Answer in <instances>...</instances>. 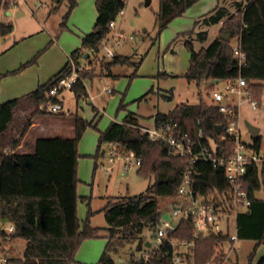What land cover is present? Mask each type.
Here are the masks:
<instances>
[{
	"label": "trees",
	"instance_id": "obj_1",
	"mask_svg": "<svg viewBox=\"0 0 264 264\" xmlns=\"http://www.w3.org/2000/svg\"><path fill=\"white\" fill-rule=\"evenodd\" d=\"M63 1L53 4L50 14L56 13ZM79 1L68 0V9L60 24L62 30L67 29L68 21ZM127 1L97 0L98 17L93 32L83 36L81 48L72 53L69 63L35 91L0 103V219L15 226V233L7 244V254L10 256L8 264H75L82 243L99 237L100 228L90 225L92 211H89V218L81 223L78 217L77 193L79 143L88 128L97 127L96 122H89L74 114L72 117L75 135L72 138H40L31 143L24 142V138L32 124L27 123L24 118L18 122L17 115L20 109L28 111L29 104L34 108L32 118L66 116L41 111L40 106L50 102H62L59 97L51 96L50 90L61 78L70 74L71 60L80 66L78 62L80 57L84 58L89 54L90 59L91 54L99 52L110 34V24L122 17ZM200 1L160 0L157 13L158 36L174 20L183 17ZM233 1L236 13L231 14L226 7H217L196 23V26L202 24L203 27H209L222 22L223 32H230L231 37L228 41L219 37L209 47L202 48L199 52L195 51L192 42L186 41L185 45L190 51V67L183 78L198 86L207 82L211 93L217 87L211 85L212 80L226 82L242 76L249 83L254 98L261 106V97L264 96V0H249L246 5L242 0ZM12 5V0L4 2L2 0L0 10H9ZM13 32L12 23L0 22V40ZM195 32L193 30L185 35ZM195 34L201 41L208 39L207 31ZM237 39L247 58L242 68L234 57L232 42ZM39 56L40 54L31 62L22 65L19 71L0 75V81L35 64ZM96 65L102 67L100 76L118 78L113 73L115 67L139 68L140 62H134L133 57L116 55L113 59H103ZM95 69V66H92L80 73L81 79L72 90L77 102L87 95L84 81L97 77ZM207 72L208 76L203 77ZM120 109L126 110V106L121 104ZM149 119L153 120L155 125L175 124L192 136L202 132L206 142L215 140L229 149L234 146L233 141L221 144L220 139L225 134L227 120L216 105L206 102L203 98L198 104L182 103L167 114L157 113ZM143 120L147 119L128 112L121 123L113 122L104 132H100L97 158L103 144L117 145V156L133 152L136 158L142 160L138 174L155 178V183L149 187L147 195L111 199L103 209L109 237L100 264H116L114 255H118L121 250L134 243H138L137 249L140 252L148 251L146 245L150 242L144 232L150 230L154 233L159 226L163 214L166 213L162 203L167 202L173 208L181 201L178 192L189 168V161L171 155L167 145L150 141L139 128ZM218 127H221V133H218ZM16 128L23 130L21 135L18 134L19 137H16L17 132L14 131ZM253 140L255 148L260 150L261 137H253ZM7 146L11 149L23 146L27 151L8 157L4 152ZM196 172L197 175L194 177L196 195L215 193L217 189L222 191L228 188L223 169L215 168L210 163H198ZM263 176L264 166L261 168L255 165L248 169L244 184L251 205L249 211L240 214L237 219L239 240L256 243L249 257V264H253L257 247L264 244V199L256 197V192L263 187ZM168 237L195 241V250L187 257L189 264H208L217 254L220 242L226 241V238L217 236L195 239L192 221H182L178 229ZM19 241L26 242L21 253H18L16 247ZM171 251L170 245L164 243L159 249L149 252L148 260L143 258L137 260L132 255L131 264H172ZM223 258L224 254L217 260ZM257 264H264V256Z\"/></svg>",
	"mask_w": 264,
	"mask_h": 264
},
{
	"label": "rangeland",
	"instance_id": "obj_2",
	"mask_svg": "<svg viewBox=\"0 0 264 264\" xmlns=\"http://www.w3.org/2000/svg\"><path fill=\"white\" fill-rule=\"evenodd\" d=\"M150 1L151 3L148 6L146 0L127 1L118 28L128 36L134 37V39L124 42L121 46L112 47L117 55H132L134 62H140L139 68L117 66L113 69V73L118 78L103 77L100 76L102 72L100 68L102 67L94 64L92 54L90 59L80 57L78 62L83 67L92 68V66H95L96 68L97 77H94L93 80L84 81L87 88L85 97L91 99L85 101L84 97L83 100L77 102L73 91L64 90L60 95V99L63 101L64 108L69 112L68 115L64 117L48 116L44 118L36 116L40 118H32L34 108L29 104L27 105L28 111L20 109L17 115L18 122L24 118L27 123L32 124L31 121L38 120L36 122L41 124L40 128L33 129L25 136V140L32 143L40 138L73 137L75 135L72 117L74 114L89 122H96L97 127L88 128L79 143L78 217L83 223L89 218V211H92L93 215L89 218L90 225L100 228L103 235L108 233V230H106L108 224L103 212L108 202L111 199L147 195L149 187L155 183V178L139 175L135 160L131 161L128 169L125 167L128 162L124 158L115 157L114 162L111 163L109 161L112 157L110 155V149H112L110 144H103L99 158H97L100 132H104L113 122L121 123L128 112L146 118L147 120L141 122L145 126H153V121L149 118L157 113L167 114L182 103L194 105L200 103L202 98L211 103L207 82H203L201 86H198L183 78L190 67V51L185 42H192L195 51L199 52L202 48L209 47L217 38L223 37L225 33H229V39L231 37L230 32H223L222 24L208 29V39L206 41H201L196 34L185 35L194 30L196 22L200 18L213 10L217 0H202L206 1L207 5L205 7L197 6L198 3H196L197 5L191 7L183 17L174 20L158 36L157 13L160 0ZM96 2L97 0H80L79 5L71 14L67 29L64 30L61 29L60 24L67 12L68 0H64L59 10L50 14L49 18L48 9L49 7L50 9L53 8L51 0H22L18 5L13 4L9 10L1 9L0 22L12 23L15 27V31L9 35L8 41L14 43L17 40L20 42L16 46V51L4 56L2 61L10 59L17 53L27 54L31 48H36L25 62L15 69L19 71L22 65L31 62L40 54L35 64L10 76L20 75L30 69L39 71V66H41V70L38 72L40 78L47 77L51 71L57 68L60 70L64 66L67 57L63 58L59 48L63 50L65 43L70 44L74 51L81 48L82 33L84 31L86 34L91 33L95 25ZM6 11H9L10 15H6ZM230 12L231 14L236 13V9L230 7ZM41 22H46L47 25L44 27ZM48 30L50 31L48 32ZM29 32H31L30 34H37L24 39L25 34ZM52 40L55 42L54 45L51 42ZM235 44L236 40L232 42L233 46ZM4 46L5 39H2L0 40V52L4 50ZM69 56H71L70 53ZM100 56L105 57V53H100ZM106 60L108 59L106 58ZM222 88V84L216 87L217 90ZM108 91H111V93ZM121 104L126 106V110L120 109ZM239 122L242 141L246 144L254 143L247 124L260 129L261 154L264 155V96L261 97V106L258 109H253L249 102L242 103L239 108ZM14 131L17 132L16 137L23 133V130L17 128ZM18 134L20 135L18 136ZM5 150L6 148L4 152ZM12 150L13 155L27 151L25 148ZM263 166L264 163L261 168ZM256 197L264 199V176L263 187L256 192ZM162 208L168 213H173V208L167 202L162 203ZM234 233L235 231L232 230V234ZM144 235L147 236L152 245L151 248H147L148 251L146 252L154 251L156 242L151 237L152 232L145 230ZM88 241H96L91 242L98 243L95 244V248L96 245L103 242L101 251L99 253L95 252L96 249L90 251L89 246H87L89 244H85ZM104 242V239L84 241L79 249L81 253L77 255L76 261L83 260L85 264H100L105 248ZM25 246V241L17 242L18 253H21ZM255 247L256 243L253 241H237L235 250L229 255L230 261L228 264H249V257ZM137 248L138 243H134L125 247L118 255H114L113 258L116 264H131L132 255L138 259L145 253L144 251L140 252ZM229 248L226 247V253H229ZM263 256L264 244L257 247L253 264H257Z\"/></svg>",
	"mask_w": 264,
	"mask_h": 264
},
{
	"label": "built area",
	"instance_id": "obj_3",
	"mask_svg": "<svg viewBox=\"0 0 264 264\" xmlns=\"http://www.w3.org/2000/svg\"><path fill=\"white\" fill-rule=\"evenodd\" d=\"M244 5L249 0H242ZM22 0H12L13 4H19ZM245 7V6H244ZM121 19V17H120ZM118 21L110 24V34L103 42L99 52H94V64L103 59H113L117 54L112 47L121 46L124 42L133 40L134 37L128 36L118 28ZM234 57L238 65L242 68L246 64V54L244 53L239 39L233 46ZM104 52L105 57L100 56ZM88 67L77 66L71 60V72L68 76L61 78L57 84L50 90V95L59 97L64 90H73L74 85L81 79L80 73L89 70ZM222 89H215L210 93V101L216 105L220 113L227 120L225 134L220 142L224 144L233 141L232 149L221 146L215 140L205 141L202 132L192 136L183 131L175 124L164 123L160 125L145 126L142 124L139 128L155 143L167 145L169 152L173 156L181 157L189 161V168L184 176L179 188L181 201L173 207V213L169 214V220H162L152 238L155 240V248L159 249L164 243H168L172 252V264H189L188 255H192L195 250V241H184L178 239H169V234L176 231L182 221H192L194 225V237L207 239L211 236L226 238V241L220 242L215 257L208 264H228L230 253L235 250V244L239 241L237 230V219L242 213L248 212L251 205L248 192L245 188L244 177L250 167L263 165L264 155L261 149L257 150L252 144H246L242 141L241 125L239 122V108L244 102H249L253 109L259 108V101L254 98L253 91L247 80L240 76L237 79L226 82L221 81ZM219 84V85H220ZM111 93V91H108ZM88 98H84L88 100ZM91 99V98H90ZM41 111H47L51 114H66L69 112L64 108L62 102H50L40 106ZM117 145H112L109 161L114 162V158H124L127 160L126 169L130 167L131 161L135 160L138 167L142 160L136 158L133 152H127L124 155L117 156ZM13 150L8 147L5 150L6 156H12ZM198 163H210L215 168L223 169L228 188L218 190L215 193L196 195L194 192L196 165ZM164 215V214H163ZM232 230L235 231L232 234ZM15 233V226L10 222L0 219V264H8L10 256L7 254V244L11 241ZM152 247V245H151ZM226 247L229 253H226ZM224 254L222 260L217 258ZM148 260L149 252H145L137 260Z\"/></svg>",
	"mask_w": 264,
	"mask_h": 264
},
{
	"label": "crops",
	"instance_id": "obj_4",
	"mask_svg": "<svg viewBox=\"0 0 264 264\" xmlns=\"http://www.w3.org/2000/svg\"><path fill=\"white\" fill-rule=\"evenodd\" d=\"M0 3H1V0H0ZM53 3V1H52ZM54 4V3H53ZM197 5V4H196ZM207 4H206V1H200L198 2V5L197 6H200V7H205ZM217 7H226L229 9L230 11V7H234V1L233 0H217L216 4H215V7L213 8L216 9ZM49 14H48V18L50 15V7H49ZM212 10V11H213ZM188 12V11H187ZM186 12V13H187ZM35 14V12H33ZM185 13V14H186ZM231 13V12H230ZM184 14V15H185ZM6 15H10V12L9 11H6ZM97 17H98V13L96 15V20H97ZM96 20H95V23H96ZM201 20V18H200ZM46 21V20H45ZM122 21V17H121V20ZM199 21V20H198ZM11 22V21H10ZM47 22V21H46ZM46 22H41L42 25L45 27L47 25ZM9 22L5 23V24H8ZM120 23V22H119ZM197 23V22H196ZM222 24V22L220 23ZM220 24H217V25H213V26H218ZM14 26V25H13ZM95 26V25H94ZM212 26H209V27H203L202 24L201 25H198V26H195L194 30L196 31L195 33H198L200 31H207L208 32V29L211 28ZM94 29V28H93ZM14 31H15V27H14ZM50 30H48L49 32ZM93 32V30H92ZM192 32V31H191ZM14 33V32H13ZM12 33V34H13ZM31 32L29 33H26L25 36H24V39H27L29 37H32L34 35H36L37 33H34V34H30ZM190 33V32H188ZM195 33L193 35H195ZM86 35V32L84 31L82 33V38L83 36ZM188 35V34H187ZM186 35V36H187ZM185 36V35H184ZM5 46H4V50H2L0 53V75H5V74H8V73H12L13 71H16L15 69H17L22 63L25 62V60L27 59V57L29 55H31L34 50L36 48H31L29 50V52H27V54H20V53H17L16 55H13L10 59H5V61H2V58L8 54H10L11 52L13 51H16V46L19 45V41H15L14 43L12 42H9V36L5 37ZM52 44L54 45V41L52 40L51 41ZM68 42V41H66ZM186 43V42H185ZM58 45L60 46V44L58 43ZM55 47H57V45H55ZM79 49V48H78ZM59 52H62L63 54V58H66L67 57V60L64 62V66H62V68L60 70H58L59 68H57L56 70H53L51 71L47 77L45 78H40L39 77V73L40 70H41V66H39V71L37 69H30V70H27L25 72H23L22 74L20 75H17V76H10V77H5L3 78L1 81H0V103H5L7 101H10V100H13V99H17V98H20V97H23L24 95H27L33 91H35L39 86L41 85H44L45 82L47 83L49 80H51L55 75H57L70 61L71 59V56H69V53L70 55H72V53L74 52L73 48L70 47V44H67L65 43V46H63V50H61V48H59ZM132 55L128 56V57H131ZM85 58V57H84ZM63 65V64H62ZM81 67H83L81 64H80ZM101 70V68H100ZM58 71V72H57ZM37 76H38V79H37ZM50 77V78H49ZM104 77V76H103ZM48 79V80H47ZM62 95V94H61ZM62 101V99H61ZM85 101H88V100H85ZM63 103V101H62ZM41 117H44V118H47L48 116H41ZM56 117V116H54ZM64 117V116H62ZM154 117V116H152ZM40 117H36V119H39ZM43 118V120H45ZM38 120H34L32 125L28 128V131L26 133V135L32 131L33 129L35 128H40L41 124L39 122H36ZM153 121V120H152ZM143 124V123H142ZM52 125V124H51ZM62 137V136H61ZM62 138H72V137H62ZM27 140H25L24 138V142H26ZM28 142V141H27ZM32 143V142H31ZM34 143V142H33ZM23 146H20L19 149H22ZM94 227V226H93ZM108 230V229H106ZM106 232V231H105ZM108 237H109V231L107 234L103 235L101 234V231L99 233V237L96 238V239H104L105 240V248H106V245L108 243ZM94 239V240H96ZM91 242H96V241H88V242H85V244H89L87 246L88 249L90 248V251L91 249H96V253H99L101 251V244L103 243H99V245H96V248H95V244H98V243H91ZM94 245V246H93ZM104 248V250H105ZM81 253V250L79 251V253L77 255H80ZM76 255V257H77ZM76 259V258H75ZM75 264H85L83 262V260H77Z\"/></svg>",
	"mask_w": 264,
	"mask_h": 264
},
{
	"label": "water",
	"instance_id": "obj_5",
	"mask_svg": "<svg viewBox=\"0 0 264 264\" xmlns=\"http://www.w3.org/2000/svg\"><path fill=\"white\" fill-rule=\"evenodd\" d=\"M51 1H53L54 4H58L60 0H51ZM150 3H151L150 0H146V5L147 6L150 5ZM120 20L121 19L119 18L118 19V22H120ZM222 38H223L224 41H228L229 40V33H225V35ZM85 59H89V54H86L85 55ZM207 76H208V72L203 75V77H207ZM220 82H221L220 80H212L211 85L217 86V85L220 84ZM247 127H248V130H249V132L251 133V135L253 137L256 138V137L260 136V129H258V128L250 125V124H247ZM218 133H221V127H218ZM163 219L169 220V214L168 213H165L163 215ZM146 246L148 248H151V243H147Z\"/></svg>",
	"mask_w": 264,
	"mask_h": 264
}]
</instances>
